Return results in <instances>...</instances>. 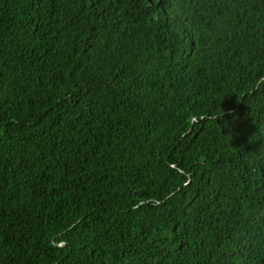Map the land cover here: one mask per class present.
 <instances>
[{"label": "trees", "instance_id": "trees-1", "mask_svg": "<svg viewBox=\"0 0 264 264\" xmlns=\"http://www.w3.org/2000/svg\"><path fill=\"white\" fill-rule=\"evenodd\" d=\"M0 264H264V0H0Z\"/></svg>", "mask_w": 264, "mask_h": 264}]
</instances>
